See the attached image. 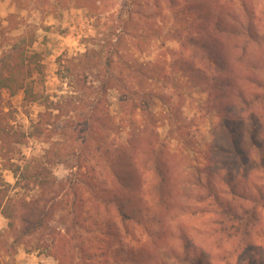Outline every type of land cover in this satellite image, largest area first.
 <instances>
[{
    "label": "rangeland",
    "instance_id": "obj_1",
    "mask_svg": "<svg viewBox=\"0 0 264 264\" xmlns=\"http://www.w3.org/2000/svg\"><path fill=\"white\" fill-rule=\"evenodd\" d=\"M4 54L0 264H264V0H0Z\"/></svg>",
    "mask_w": 264,
    "mask_h": 264
},
{
    "label": "trees",
    "instance_id": "obj_2",
    "mask_svg": "<svg viewBox=\"0 0 264 264\" xmlns=\"http://www.w3.org/2000/svg\"><path fill=\"white\" fill-rule=\"evenodd\" d=\"M15 54H23L22 51H17ZM10 55V54H4L1 58H0V88H4V89H9V85H7L5 82H4V75L6 72L9 71V69L11 68V63L16 61V58L17 56L19 55ZM36 55L35 54H32L30 56V64L34 61V59L36 58L35 57ZM40 67V65H38V63L36 62V69L38 70ZM36 70V71H37ZM4 77V78H3ZM24 89V93L27 95H29V90L28 88L26 89L25 85L23 86H20L19 89ZM31 94V92H30ZM42 114H40V118H41ZM39 123V122H38ZM1 134L2 132L0 131V138H1ZM1 140V139H0ZM2 140L5 141V138L2 137ZM10 168H13V170L15 172H18V167L15 166V165H11ZM164 179H162L161 181H163ZM18 181H16L17 183ZM209 192L211 193V196L215 199V200H218V196L217 194L212 191V189L209 188ZM116 206H117V211L119 212V215L121 217V219L123 220H126V219H129V220H133L135 218V213H133V210H131V202H129L128 200L126 199H121V200H117V202L115 203ZM184 259H186V257H184Z\"/></svg>",
    "mask_w": 264,
    "mask_h": 264
}]
</instances>
